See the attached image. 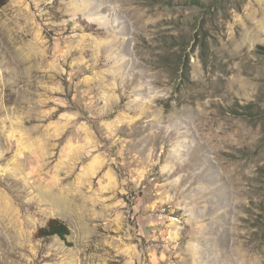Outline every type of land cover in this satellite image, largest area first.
Segmentation results:
<instances>
[{
	"label": "rangeland",
	"instance_id": "374dc122",
	"mask_svg": "<svg viewBox=\"0 0 264 264\" xmlns=\"http://www.w3.org/2000/svg\"><path fill=\"white\" fill-rule=\"evenodd\" d=\"M258 45L264 0H0V264H264Z\"/></svg>",
	"mask_w": 264,
	"mask_h": 264
},
{
	"label": "trees",
	"instance_id": "16d2710c",
	"mask_svg": "<svg viewBox=\"0 0 264 264\" xmlns=\"http://www.w3.org/2000/svg\"><path fill=\"white\" fill-rule=\"evenodd\" d=\"M258 49H264L263 46L258 45ZM188 72V69L186 68ZM69 234L68 226L58 218L49 219L45 226L38 228L36 235L39 237L57 235L59 238L64 239Z\"/></svg>",
	"mask_w": 264,
	"mask_h": 264
}]
</instances>
